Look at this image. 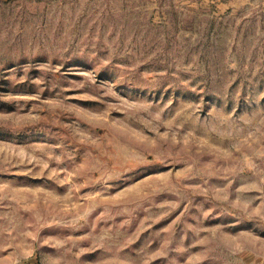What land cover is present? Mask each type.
<instances>
[{
  "label": "rangeland",
  "instance_id": "1",
  "mask_svg": "<svg viewBox=\"0 0 264 264\" xmlns=\"http://www.w3.org/2000/svg\"><path fill=\"white\" fill-rule=\"evenodd\" d=\"M0 264H264V0H0Z\"/></svg>",
  "mask_w": 264,
  "mask_h": 264
}]
</instances>
